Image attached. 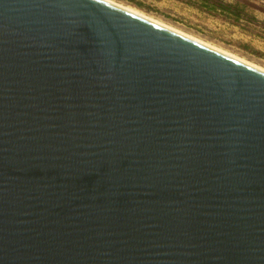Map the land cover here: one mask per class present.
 Instances as JSON below:
<instances>
[{
    "label": "water",
    "instance_id": "obj_1",
    "mask_svg": "<svg viewBox=\"0 0 264 264\" xmlns=\"http://www.w3.org/2000/svg\"><path fill=\"white\" fill-rule=\"evenodd\" d=\"M0 264H264V71L106 0H0Z\"/></svg>",
    "mask_w": 264,
    "mask_h": 264
},
{
    "label": "rangeland",
    "instance_id": "obj_2",
    "mask_svg": "<svg viewBox=\"0 0 264 264\" xmlns=\"http://www.w3.org/2000/svg\"><path fill=\"white\" fill-rule=\"evenodd\" d=\"M113 1L264 68V0Z\"/></svg>",
    "mask_w": 264,
    "mask_h": 264
},
{
    "label": "bare ground",
    "instance_id": "obj_3",
    "mask_svg": "<svg viewBox=\"0 0 264 264\" xmlns=\"http://www.w3.org/2000/svg\"><path fill=\"white\" fill-rule=\"evenodd\" d=\"M106 1H108V2H110V3H113V4L117 5L118 7H121V8H123V9H125V10H127V11H129V12H132V13H134V14H136V15H138V16H141V17H143V18H146V19H148V20H150V21H152V22H154V23H157V24H159V25H161V26H163V27H166V28H168V29H170V30H173V31H175V32H177V33H179V34H182V35H184V36H186V37H188V38H191V39H193V40H195V41H197V42H200V43H202V44H204V45H206V46H209V47H211V48H213V49H215V50H218V51H220V52H222V53H224V54H227V55H229V56H231V57H234V58H236V59H238V60H240V61H243V62H245V63H247V64H249V65H252V66H254V67H256V68H258V69L264 71V68H262V67H260V66H258V65H256V64H254V63H252V62H250V61H248V60H246V59H243V58H241V57H238V56H236L235 54L229 53V52L223 50V48L221 49V48H218V47H216V46H214V45H211V44L207 43L208 41H207V42H204V41L198 39L197 37H194V36H192V35H190V34H186V33H184L185 31L182 32V31L176 29V27L174 28V27H172V26L167 25V23H166V24L163 23V21H162V22H161V21H158V20H156V19H154V18L148 16V14L146 15V14L142 13L139 9H135V8H133V7H131V6H127V5H122V4L117 3L116 1H113V0H106ZM210 43H212V42H210Z\"/></svg>",
    "mask_w": 264,
    "mask_h": 264
}]
</instances>
